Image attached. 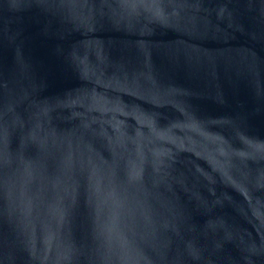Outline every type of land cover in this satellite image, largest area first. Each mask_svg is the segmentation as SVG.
I'll return each mask as SVG.
<instances>
[{
    "label": "water",
    "instance_id": "95a60500",
    "mask_svg": "<svg viewBox=\"0 0 264 264\" xmlns=\"http://www.w3.org/2000/svg\"><path fill=\"white\" fill-rule=\"evenodd\" d=\"M0 264H264V0H0Z\"/></svg>",
    "mask_w": 264,
    "mask_h": 264
}]
</instances>
